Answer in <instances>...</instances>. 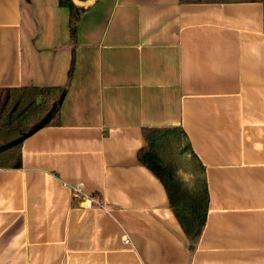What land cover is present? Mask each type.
Here are the masks:
<instances>
[{"label": "crops", "instance_id": "crops-1", "mask_svg": "<svg viewBox=\"0 0 264 264\" xmlns=\"http://www.w3.org/2000/svg\"><path fill=\"white\" fill-rule=\"evenodd\" d=\"M68 20L0 0V87L65 85ZM75 55L60 123L0 168V264H264V4L98 0ZM172 125L206 167L196 239L137 156L142 127Z\"/></svg>", "mask_w": 264, "mask_h": 264}, {"label": "trees", "instance_id": "trees-1", "mask_svg": "<svg viewBox=\"0 0 264 264\" xmlns=\"http://www.w3.org/2000/svg\"><path fill=\"white\" fill-rule=\"evenodd\" d=\"M264 0H180L182 3ZM69 10L72 59L65 85L0 87V168L22 167L23 141L42 127L59 124L62 103L76 67L75 45L83 13L73 0H59ZM139 161L162 182L185 233L196 239L206 224L209 192L206 167L179 125L144 126ZM194 248V246H193Z\"/></svg>", "mask_w": 264, "mask_h": 264}, {"label": "water", "instance_id": "water-1", "mask_svg": "<svg viewBox=\"0 0 264 264\" xmlns=\"http://www.w3.org/2000/svg\"><path fill=\"white\" fill-rule=\"evenodd\" d=\"M98 0H73V2L84 9H89L92 7Z\"/></svg>", "mask_w": 264, "mask_h": 264}, {"label": "built area", "instance_id": "built-area-1", "mask_svg": "<svg viewBox=\"0 0 264 264\" xmlns=\"http://www.w3.org/2000/svg\"><path fill=\"white\" fill-rule=\"evenodd\" d=\"M76 195H77V192H76ZM84 203H85L86 207H90V208H92L94 206L105 208V206H102V204H100L93 197H89V198L85 199ZM126 242H128V239H126Z\"/></svg>", "mask_w": 264, "mask_h": 264}]
</instances>
